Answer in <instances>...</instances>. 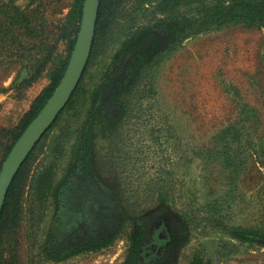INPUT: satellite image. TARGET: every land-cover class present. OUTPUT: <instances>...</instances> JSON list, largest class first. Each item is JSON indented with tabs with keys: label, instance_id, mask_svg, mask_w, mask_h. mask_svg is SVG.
Segmentation results:
<instances>
[{
	"label": "rangeland",
	"instance_id": "1",
	"mask_svg": "<svg viewBox=\"0 0 264 264\" xmlns=\"http://www.w3.org/2000/svg\"><path fill=\"white\" fill-rule=\"evenodd\" d=\"M84 1L0 0V111L41 83L44 98ZM185 8L99 0L81 78L6 193L0 264H264V148L247 149L264 135V27L184 38ZM36 106L0 125V169Z\"/></svg>",
	"mask_w": 264,
	"mask_h": 264
},
{
	"label": "water",
	"instance_id": "2",
	"mask_svg": "<svg viewBox=\"0 0 264 264\" xmlns=\"http://www.w3.org/2000/svg\"><path fill=\"white\" fill-rule=\"evenodd\" d=\"M99 8V0H85L79 32L64 73L46 102L23 129L0 169V213L8 188L37 141L64 108L88 61Z\"/></svg>",
	"mask_w": 264,
	"mask_h": 264
},
{
	"label": "trees",
	"instance_id": "3",
	"mask_svg": "<svg viewBox=\"0 0 264 264\" xmlns=\"http://www.w3.org/2000/svg\"><path fill=\"white\" fill-rule=\"evenodd\" d=\"M166 2L173 5V0H166ZM182 3L183 6L186 7L182 16L183 25L181 28L182 37L184 38L202 30L220 27L229 22H239L246 25H259L264 27V0H182ZM66 64L67 60L63 63L62 69L58 71V76L54 78V83L50 90L45 94L44 98L41 99V94L47 90L46 88V90H42L39 97L36 99L32 110L35 108L36 104L37 106L31 119L37 114L42 105L53 92L64 72ZM31 119L20 130L17 137L31 121ZM222 139L224 142H228V140H224L225 137H222ZM247 147L250 154L258 153L260 149L264 148V135L263 137L258 136L256 141L251 140ZM220 150V148L216 149V157L223 162V167L226 168L225 171H227L233 156L232 153L228 152V149L227 151L225 148L223 151ZM245 168L246 167L243 166L241 172H243Z\"/></svg>",
	"mask_w": 264,
	"mask_h": 264
},
{
	"label": "crops",
	"instance_id": "4",
	"mask_svg": "<svg viewBox=\"0 0 264 264\" xmlns=\"http://www.w3.org/2000/svg\"><path fill=\"white\" fill-rule=\"evenodd\" d=\"M45 86L46 84L43 83L35 85L33 90L24 97L7 102L0 111V125L13 126L17 121L28 115Z\"/></svg>",
	"mask_w": 264,
	"mask_h": 264
}]
</instances>
